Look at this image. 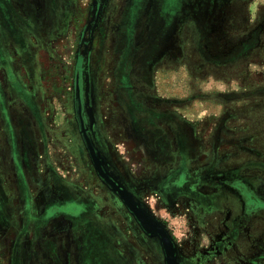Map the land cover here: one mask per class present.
Returning a JSON list of instances; mask_svg holds the SVG:
<instances>
[{"label":"rangeland","instance_id":"obj_1","mask_svg":"<svg viewBox=\"0 0 264 264\" xmlns=\"http://www.w3.org/2000/svg\"><path fill=\"white\" fill-rule=\"evenodd\" d=\"M246 78L260 100L239 114L263 166L264 0H0V264H15L17 250L22 264H166L161 239L97 172L77 120L78 86L108 171L164 225L181 263L264 264V200L246 199L247 209L262 207L252 219L210 221L193 199L191 163H175L191 155V123L204 129L209 92L219 111L220 89ZM160 109L168 132H180L179 145L161 151L145 143L140 121ZM45 171L74 186L78 202L46 225L27 219L19 192L24 175L58 208L53 185L38 190ZM258 184L251 191L264 196V172ZM235 226L253 232L242 251L226 250L221 235Z\"/></svg>","mask_w":264,"mask_h":264},{"label":"crops","instance_id":"obj_2","mask_svg":"<svg viewBox=\"0 0 264 264\" xmlns=\"http://www.w3.org/2000/svg\"><path fill=\"white\" fill-rule=\"evenodd\" d=\"M248 80L250 78H246L245 83L233 84V86H228L226 89L218 90L219 94H225L226 96V99H218L219 111L218 109L213 111L212 106L216 102V99H213L212 92H209V97H206L209 103V111L204 117V129L200 130L198 128L199 122L196 121H191V128L187 124V130L188 127L191 129L187 131L189 133L187 138L191 140L190 157L186 160L175 159L177 165L186 162L191 163V165L188 164V167L191 170L193 199L196 203L202 205L205 218L210 221L216 219H240L244 221L252 219L253 216L259 214L262 210L260 205L250 209H247L245 206L246 199H250L249 197H252L258 203L264 200V196L258 192L253 193L251 191L253 188L259 186L260 172H264V163L261 166V155L259 150H257L259 144H256L257 137L254 142L251 122H247L245 125L241 124L242 115L239 114L238 108L250 106L251 111H253L252 103L260 100L258 95L251 93V91L257 89L255 86H248ZM262 100L264 101V99ZM135 102L139 103L136 99ZM153 103L158 104L157 101ZM159 105L161 104L159 103ZM146 110L151 111V107L146 105ZM167 117H165V111L162 109L154 115L148 114L145 119L144 114H140L145 143L155 147L159 151L163 149L162 147L168 141H171L168 143L171 147L179 145L178 141L177 144H174L172 141L174 138H179L180 132L174 130L172 134L168 132L167 127L170 126L172 121ZM172 119L178 121L180 117L176 113L175 118ZM201 149L202 152L200 151ZM146 154L150 157L156 154L153 158H158L161 162L169 159V157H165L160 152ZM180 169L178 168V170ZM51 173L53 172L45 174L44 179L38 181H42L43 183L38 185V190L46 187L51 188L53 185V188L58 192V197L61 198L58 201L60 203L56 206L58 208H52L48 197L41 195L40 192L35 193V185L27 180L24 175L20 177L19 181L21 202L26 209L27 219L39 218L45 221V225L51 219L53 213L62 211L73 214L72 212H75L74 210H76V205L78 204L74 186L66 180L50 176ZM176 175L178 177L179 173ZM35 184L38 183L36 182ZM247 191L248 196L246 195ZM224 233H227L226 235L228 236L226 239V250H229L231 246L239 245L238 248L242 251L241 249H244L242 247L244 245V235L253 236L252 229H246L245 231L240 226L222 228L221 235H224ZM4 235L0 230L1 241L5 240ZM28 236V233H26L23 246L26 245ZM20 251L22 250L15 251L18 253L13 256L11 254L15 264H22Z\"/></svg>","mask_w":264,"mask_h":264},{"label":"water","instance_id":"obj_3","mask_svg":"<svg viewBox=\"0 0 264 264\" xmlns=\"http://www.w3.org/2000/svg\"><path fill=\"white\" fill-rule=\"evenodd\" d=\"M86 143L89 149L93 148L92 150L94 151V164L98 172L103 173V169L101 167V162L99 159L100 157L97 153H95L97 150L95 149L92 141L89 139L86 141ZM107 180V182L113 186V189L115 191H119L120 184H115L112 179L107 178ZM119 194L128 208L136 216L139 224L144 228V230L151 236H158L161 238L165 251L166 264H180L177 257V247L175 246L171 236L169 235L164 225L154 215H152L149 210L140 209V207L138 206L139 203L134 199L129 191L125 189L122 190Z\"/></svg>","mask_w":264,"mask_h":264},{"label":"flooded vegetation","instance_id":"obj_4","mask_svg":"<svg viewBox=\"0 0 264 264\" xmlns=\"http://www.w3.org/2000/svg\"><path fill=\"white\" fill-rule=\"evenodd\" d=\"M76 101H77V104H78V106L80 107L79 108V115H78V117H77V120L80 122V126H81V132H82V136H83V138H84V142H85V144H86V147H87V149L89 150V152H90V154H91V156H92V160H93V162H94V159H93V154H94V151L92 150L93 148H88V146H87V143H86V141L87 140H91L92 141V143H93V145H94V147H95V149L97 150H95L96 152L95 153H97L98 155H99V159H100V162H101V167H102V169H103V173H99L98 172V170H97V172H98V174H99V176L101 177V179L103 180V182L104 183H106V185L108 186V187H110L111 189H113V186L112 185H110L107 181V178L108 179H112L113 181H114V183L115 184H120V189H119V191H115L114 189V192H116L119 196H120V192L122 191V190H125V187H124V185L115 177V176H113L109 171H108V168L106 167V165H105V159H104V156L101 154V152H100V150H99V148H97V146L95 145V143H94V141H93V136L91 135V133H90V129H89V126H88V118H87V115H86V104L84 103V101H83V94H82V92H81V88L78 86V89H77V95H76ZM97 169V168H96ZM128 191V190H127ZM130 193V192H129ZM132 195V194H131ZM121 198V197H120ZM139 204H138V206L140 207V209H142V210H148L147 208H146V206L143 204V202H141L140 200H138V199H136V198H134ZM128 207V206H127ZM130 210V209H129ZM131 211V210H130ZM132 212V211H131ZM133 213V212H132ZM135 216V215H134ZM135 218H136V216H135ZM137 219V218H136ZM138 221V220H137ZM141 226V225H140ZM141 228L144 230V228L141 226ZM144 232L146 233V234H148L145 230H144ZM148 236H150V237H158V236H151V235H149L148 234ZM160 238V237H159ZM161 239V238H160ZM173 240V239H172ZM174 242V241H173ZM174 244H175V242H174ZM175 246H176V244H175ZM177 247V246H176ZM179 251H178V247H177V257H178V260H179ZM179 262H180V260H179ZM180 264H183V263H181L180 262Z\"/></svg>","mask_w":264,"mask_h":264}]
</instances>
